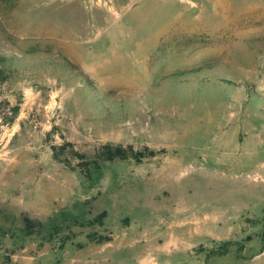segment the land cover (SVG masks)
Listing matches in <instances>:
<instances>
[{"label": "rangeland", "instance_id": "1", "mask_svg": "<svg viewBox=\"0 0 264 264\" xmlns=\"http://www.w3.org/2000/svg\"><path fill=\"white\" fill-rule=\"evenodd\" d=\"M0 56V264H264V0H0Z\"/></svg>", "mask_w": 264, "mask_h": 264}, {"label": "trees", "instance_id": "2", "mask_svg": "<svg viewBox=\"0 0 264 264\" xmlns=\"http://www.w3.org/2000/svg\"><path fill=\"white\" fill-rule=\"evenodd\" d=\"M8 59L0 56V83H3L6 81L11 73L4 68L5 64L7 63ZM128 151H125V149H122L119 146L116 147H111L109 145H104L100 147L95 153H94V159L93 161H89L84 163L90 170L97 168V163H101L104 161H114V160H124L127 158V153L126 152H131L129 151V148H126ZM129 156H136L135 154L129 153ZM24 223L26 227L31 226L32 223L28 221L27 219H24ZM219 254H222L223 251L218 252Z\"/></svg>", "mask_w": 264, "mask_h": 264}]
</instances>
